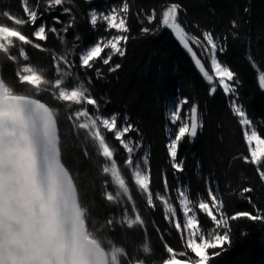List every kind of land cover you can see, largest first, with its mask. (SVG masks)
<instances>
[{
    "label": "snow or ice",
    "instance_id": "obj_1",
    "mask_svg": "<svg viewBox=\"0 0 264 264\" xmlns=\"http://www.w3.org/2000/svg\"><path fill=\"white\" fill-rule=\"evenodd\" d=\"M75 7V0H20L22 17L10 10H0L3 18L0 53L12 66L14 80L10 84L5 79V62H0V264H211L232 244L231 222L243 218L264 223V210L256 208L251 195H245L255 189L247 186L239 193L252 204L255 214L246 210L229 214L224 200L211 184L207 185L206 199L199 193L197 199L190 198V189L180 183L170 191L167 173L162 174L163 194L153 191L148 154L138 155L144 147L138 127L126 115L103 113L101 101L92 93L93 77L81 78L76 71L91 70L96 79H102L99 65L108 66V72L121 67L112 61L114 56L123 57L127 51L129 0H120L119 5L113 4L107 11H87L85 18L93 29L103 24L106 33H116L101 36L88 46L81 45L78 35H74L70 46L66 39L67 33L76 26ZM57 9L60 14L54 15ZM181 11V5L171 3L162 11L158 27L144 26L142 21L141 32L155 34L165 28L170 30L210 86L208 94L222 90L230 97V110L238 118L243 139L249 146V155L243 156V160L256 166L264 182V167H261L264 137L243 105L237 102L240 83L237 74L217 56L218 52L226 50L228 36L218 37L208 30H203L199 36L190 34L178 18ZM45 14L52 16L51 26L46 22L37 25ZM61 16L68 19L62 20ZM144 20L152 25L156 10L145 14ZM25 25L34 30L25 34L22 30ZM230 25V35L238 37V22L232 20ZM193 26L199 28L198 24ZM50 34L62 46L59 51L50 52L51 67L32 64L27 49L49 51L41 42H46ZM193 45L210 61L211 74ZM248 59L251 63V53ZM48 71L53 72L54 79L48 78ZM259 87L264 90V74L259 76ZM44 93L57 105L44 99ZM188 104V97H177L166 112L171 125L166 128V148L174 174L184 170L183 160L177 159L180 145L185 138H195L204 126L198 105L193 103L185 111ZM62 111L70 113L67 119L74 133L78 136L83 130L91 142L101 173L108 177L101 182V199L118 206L119 215L110 213L101 220L93 215L94 201L89 204L82 201L77 175L65 162L60 132ZM182 111H185L184 116ZM130 133H136V137ZM109 134L118 147L109 142ZM82 151L85 159H89L91 154L87 147ZM118 152L122 153L121 160L117 158ZM122 168L128 172V180ZM133 190L144 198L147 208L155 210L158 204L162 206L163 218L170 229L179 234L183 251L178 252L163 241L168 229L162 231L153 221L166 255L149 259L155 254L148 238L147 222L135 204ZM200 215L208 220L210 228L203 227ZM137 226L145 236L139 243L118 245L112 237L117 227L132 230ZM242 235L247 236V233ZM129 247H133V251L130 252Z\"/></svg>",
    "mask_w": 264,
    "mask_h": 264
},
{
    "label": "trees",
    "instance_id": "obj_2",
    "mask_svg": "<svg viewBox=\"0 0 264 264\" xmlns=\"http://www.w3.org/2000/svg\"><path fill=\"white\" fill-rule=\"evenodd\" d=\"M129 3L130 32L126 44L127 51L125 56L116 55L112 61L121 67L115 72H108V66L99 65L103 72L102 79H96L91 70L76 71L80 72L81 78L85 75L93 77L92 93L101 101L103 113L126 115L138 127L144 145L138 155L148 154L153 191L159 190L163 194L162 174L167 173L170 191L180 183L190 189V198L197 199L199 193L201 198L206 199V188L211 184L214 191L224 200L225 210L229 214L244 210L255 214L252 204L239 194L243 187L251 186L255 191L245 195H251L256 208L264 210V182H261L256 166L243 160V156L249 155V146L243 139L238 118L230 110V97L222 90H218L214 95L208 94L210 86L198 73L190 56L180 47L170 30L165 28L155 34L141 32L142 21L144 26L155 29L162 20V11L171 3H178L182 8L178 18L190 34L199 36L203 30H208L218 37L228 36L226 50L223 53L218 52L217 56L237 74L240 82L237 87V102L243 105L253 125L264 137V90L259 87V76L264 74V0H129ZM75 4L77 21L75 28L66 36L69 46L74 35L80 37L81 45L88 46L101 36L116 34L114 31L106 33L103 24H98L93 29L87 23L85 14L89 9L107 11L113 4L119 5L120 0H91L90 3L75 0ZM153 9L156 10V20L152 25H148L144 16L152 14ZM0 10H10L17 16H23L20 0H0ZM53 14H60L59 9ZM61 19L66 21L68 17L61 16ZM2 20L0 17V21ZM232 20L239 24L238 37L235 38L230 35ZM41 22L51 26L52 16L45 14L42 20L37 21V25ZM194 24H198L199 28L194 27ZM22 30L25 34H30L34 29L25 25ZM41 43L49 51L29 47L27 50L30 62L50 68V52L59 51L62 46L51 34L46 42ZM193 47L209 70V61H206L195 45ZM250 53L251 63L248 59ZM0 62H5L3 53H0ZM47 75L49 79L55 78L52 71H48ZM4 76L10 84L14 83L12 66L6 62ZM177 97H188L189 104L185 106V111L193 103L198 105L204 126L196 139L185 138L180 145L177 159L183 160L184 170L174 174L166 148V128H171L166 112ZM43 98L57 105L47 93L43 94ZM185 111H182L183 115ZM69 114L67 111L61 112L60 132L65 162L77 175L82 201L85 204L94 201L93 215L101 220L110 213L119 215L118 206L101 199V182L108 177L101 173L100 162L83 130H80L78 136L74 133L67 119ZM129 135L136 137V133ZM108 139L112 146L118 147V143L112 140L110 134ZM84 147H87L91 154L89 159L84 157ZM117 158L121 160L122 153L118 152ZM261 167H264V163ZM121 171L128 180V172L123 168ZM132 195L147 222V234L155 254L149 259L165 257L163 241H167L178 252L183 251L179 234L170 229L163 218L162 206L158 204L155 210L149 209L144 203V198L136 190L132 191ZM199 218L205 229L211 227L203 215ZM153 221L162 231L168 229L164 232L163 241L153 228ZM242 233H247V236ZM231 236V246L211 264H264V223L243 218L233 221ZM112 237L118 245H133V242L139 243L145 239L139 226L132 230L117 227ZM129 251H133V247H129Z\"/></svg>",
    "mask_w": 264,
    "mask_h": 264
},
{
    "label": "water",
    "instance_id": "obj_3",
    "mask_svg": "<svg viewBox=\"0 0 264 264\" xmlns=\"http://www.w3.org/2000/svg\"><path fill=\"white\" fill-rule=\"evenodd\" d=\"M173 36H174V34H173ZM174 38L176 39V41L179 43V41H178V39L174 36ZM179 45H180V43H179ZM180 47L182 48V49H184L181 45H180ZM194 48V47H193ZM185 50V49H184ZM195 50V49H194ZM186 51V50H185ZM196 51V50H195ZM187 52V51H186ZM188 55L190 56V54L188 53ZM198 55V54H197ZM198 57H199V55H198ZM190 59H191V61L193 62V65H194V61L192 60V58H191V56H190ZM194 67H195V65H194ZM196 68V67H195ZM196 70L198 71V69L196 68ZM206 70H207V68H206ZM198 73H199V71H198ZM200 74V73H199ZM201 76H202V74H200ZM199 108V107H198ZM199 132H200V130H198V134H199ZM198 134H197V136H198ZM197 136L195 137V138H192V140H194V139H196L197 138Z\"/></svg>",
    "mask_w": 264,
    "mask_h": 264
},
{
    "label": "rangeland",
    "instance_id": "obj_4",
    "mask_svg": "<svg viewBox=\"0 0 264 264\" xmlns=\"http://www.w3.org/2000/svg\"><path fill=\"white\" fill-rule=\"evenodd\" d=\"M209 66H210V61H209ZM207 70H208V68H207ZM209 71H210V74H211V69H210V68H209ZM170 107H171V106H170ZM181 115L184 116L185 114L183 115V113L181 112ZM254 146H255V144H253V147H254Z\"/></svg>",
    "mask_w": 264,
    "mask_h": 264
}]
</instances>
